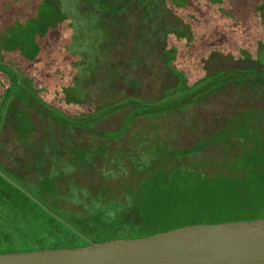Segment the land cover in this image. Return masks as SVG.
<instances>
[{
    "label": "rangeland",
    "instance_id": "obj_1",
    "mask_svg": "<svg viewBox=\"0 0 264 264\" xmlns=\"http://www.w3.org/2000/svg\"><path fill=\"white\" fill-rule=\"evenodd\" d=\"M217 72L234 75L164 111L130 102ZM4 90L0 173L52 213L149 224L264 208V0H0ZM13 204L0 180V213Z\"/></svg>",
    "mask_w": 264,
    "mask_h": 264
},
{
    "label": "trees",
    "instance_id": "obj_2",
    "mask_svg": "<svg viewBox=\"0 0 264 264\" xmlns=\"http://www.w3.org/2000/svg\"><path fill=\"white\" fill-rule=\"evenodd\" d=\"M167 54L168 58L173 62L174 52H168ZM232 75L234 74L217 72L203 77L199 83L190 88H184V77L178 73V87L173 90H168L162 100L146 103L141 100L132 99L130 102L139 104L140 108L137 110L147 108L150 112L157 109L164 111L168 109L172 102H178L187 95H196V93H199L205 87L214 84L218 79L220 80ZM14 90L18 92L20 87L16 86ZM6 93L7 90H4L0 98L1 109L6 107ZM197 96H200V94ZM137 110L130 114L129 119H126L118 134H124L130 124L131 118L136 116L135 113ZM106 111L108 110L102 109L93 117L96 120L101 119L105 116ZM0 180L8 186L11 195L16 196V198L24 203L23 205L13 204L14 206L10 207L11 213L9 214L0 213V253L43 248L79 247L89 245L97 239L98 241L96 242H104L120 237H122L121 239L145 237L195 223H219L223 221L252 220L264 217V208L253 209L246 213H237L227 207L225 210L211 209L192 219H177L174 221L157 220L149 224L141 223V219H138L139 221L128 220L125 223L118 220L108 224L91 223L94 220L96 221V216L89 215V217L82 216V218H76L74 216L70 218V215L68 216L63 211L55 210L56 212L52 213L39 196L32 192H26L17 185V182L16 184L11 182L1 173ZM248 196L245 197L246 202H253V194L248 193ZM255 200L256 202L258 201L257 197ZM133 205L128 206L126 209H136L139 216L149 207L148 204L146 205L147 207L144 206L145 204L141 206ZM206 209L208 207L204 210ZM158 218L162 217L158 216L154 220ZM90 224L96 228L91 229L89 227Z\"/></svg>",
    "mask_w": 264,
    "mask_h": 264
},
{
    "label": "water",
    "instance_id": "obj_3",
    "mask_svg": "<svg viewBox=\"0 0 264 264\" xmlns=\"http://www.w3.org/2000/svg\"><path fill=\"white\" fill-rule=\"evenodd\" d=\"M0 264H264V217L195 223L79 247L3 252Z\"/></svg>",
    "mask_w": 264,
    "mask_h": 264
}]
</instances>
